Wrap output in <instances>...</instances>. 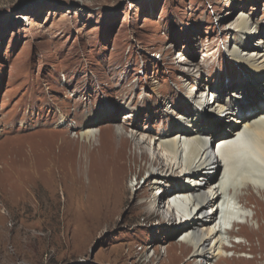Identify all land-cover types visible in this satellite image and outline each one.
I'll return each mask as SVG.
<instances>
[{
  "label": "rangeland",
  "instance_id": "rangeland-1",
  "mask_svg": "<svg viewBox=\"0 0 264 264\" xmlns=\"http://www.w3.org/2000/svg\"><path fill=\"white\" fill-rule=\"evenodd\" d=\"M239 11L255 28L247 48L262 51L264 0H0V264H161L165 245L180 251L179 220L145 221L139 185L125 197L122 168L85 156L81 133L172 125L188 73L236 87L248 76L228 53ZM112 174L125 198L116 222L101 211ZM245 194L261 218L235 228L222 264H264V193Z\"/></svg>",
  "mask_w": 264,
  "mask_h": 264
},
{
  "label": "bare ground",
  "instance_id": "bare-ground-1",
  "mask_svg": "<svg viewBox=\"0 0 264 264\" xmlns=\"http://www.w3.org/2000/svg\"><path fill=\"white\" fill-rule=\"evenodd\" d=\"M233 25L236 42L228 53L248 74L236 81L237 88L216 84L197 87L192 84L197 76L188 73L181 80L187 103L177 106L181 111L172 125L126 123L129 126L114 127L109 139L102 138L101 129L92 127L81 133L85 156L96 153L98 158L112 160L113 173L116 167L122 168L125 197L128 190L134 191L139 185L143 195L134 196V207H142L148 215L145 221L158 218L156 225L162 226L179 220L175 228L180 251L170 253L174 245H165L164 257L170 260L161 264L181 260L184 264H222L228 260L226 254L234 238L241 233L235 228L261 218L258 210H249L247 200L251 199L245 192L257 189L264 193V45H259L262 51L247 48L255 28L244 12L236 13ZM259 105L262 110L255 115L243 112ZM232 120L231 128L226 129V121ZM154 130L158 135L151 134ZM143 175L144 184L135 186L133 179L138 181ZM112 178V196L101 211L109 213V222H116L125 198L115 197L113 174ZM238 246L241 244L233 245L234 249Z\"/></svg>",
  "mask_w": 264,
  "mask_h": 264
}]
</instances>
